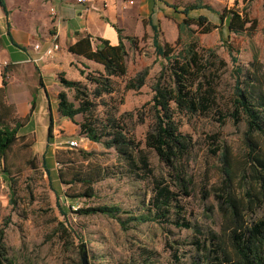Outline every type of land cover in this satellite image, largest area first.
<instances>
[{"label": "rangeland", "instance_id": "1", "mask_svg": "<svg viewBox=\"0 0 264 264\" xmlns=\"http://www.w3.org/2000/svg\"><path fill=\"white\" fill-rule=\"evenodd\" d=\"M223 6L219 8L226 13L242 5L237 6V1L232 0L230 9ZM234 11L249 20L255 19V24L248 27V22L247 29L237 33L226 28L201 33L196 25L181 30L182 41L197 39V48L205 66L208 65L203 82L213 84L215 100L206 113L176 111L174 114L180 131L191 135L194 141L184 170L189 182L186 187L174 182L168 166L144 142L153 115L152 86L158 79L166 78L168 65L152 45L153 30L141 27L134 30L132 26L131 30L123 31V36L130 38L129 42L125 40L126 73L111 77L109 93L94 97L95 84L79 76L77 70L84 68L91 76H99L103 73L102 65L74 57L72 65L77 71L65 66V76L78 78L82 84L80 90L89 92L94 116L87 120L95 118L98 123L114 116L139 142L150 171L132 175L113 148H105L79 134L77 123L84 118L81 113L73 121L68 120L67 125L74 128V133L70 135L62 128L57 129L52 140L55 144L43 153L49 116L45 121L39 120L37 111L29 126L18 129L19 137L5 161L0 160V228L4 227L3 240L15 264H80L82 243L88 264H192L196 260H214L218 244L228 246V230L215 194L226 184L236 196L245 197L247 190L254 193L257 185L245 136L251 137L264 152L263 138L256 132H247L245 114L235 113L233 105L236 82L242 88L264 94V18L258 15V10ZM177 34L159 31V42H168L176 52L180 48L175 46ZM232 56L236 57L235 62ZM6 65L0 60V68ZM195 73L201 74L198 69ZM140 77H143L141 86L129 87ZM45 81L48 93L55 92V81L47 75ZM64 90L67 99L78 105L75 90ZM25 96L23 92L16 94L17 103ZM41 101L45 105L44 93ZM0 112H4L1 107ZM20 117L26 122L24 116ZM14 120L6 121L12 125ZM68 139H76L78 147H68ZM54 146L58 147L53 149ZM82 147L91 153L87 159L79 152ZM43 156L48 172L42 165ZM97 166L103 169L104 176L93 183V196H67L82 191L83 186L77 182L62 183L58 170L62 168L65 178L69 179L72 169ZM158 184L170 191L168 207H157ZM260 200L252 198V211L246 213L248 220L262 214L264 197ZM102 204L117 205L124 212L112 217L102 213L81 215L74 211L78 207ZM130 216L148 219L139 221ZM175 222H187L189 227Z\"/></svg>", "mask_w": 264, "mask_h": 264}, {"label": "trees", "instance_id": "2", "mask_svg": "<svg viewBox=\"0 0 264 264\" xmlns=\"http://www.w3.org/2000/svg\"><path fill=\"white\" fill-rule=\"evenodd\" d=\"M0 5L4 12H7L4 0H0ZM228 14L230 15L228 23L230 32L237 33L247 29L248 22H250L248 27L255 24V19L249 20L237 11H228ZM220 17H224V15L220 14ZM191 24H195L201 33L209 32L211 29V24L203 16L196 20L184 19L183 24L179 26L175 40V46H180L176 52L174 46L168 42H159V31L153 29L152 45L156 53L167 60L168 65L167 68L165 67L166 78L163 80L158 79L152 86L153 94L150 103L153 115L144 138L146 147L154 150L159 159L168 166L174 182L180 187H186L189 184L184 177V170L190 158L194 141L191 135L180 131L174 114L176 111L190 114L206 113L215 103L213 84L204 85L203 82L206 81L205 73L208 65L205 66L203 57L197 48V39L191 37L188 41L181 40V30L191 27ZM117 32L119 38L115 44L101 37L96 38L95 43L92 36L84 35L67 47L68 52L74 57H83L85 60L102 65L103 73L99 76H91L85 72L84 68L78 67L77 69L80 76L95 84L92 91L94 97L99 96L101 93L111 92V77L126 73L127 50L125 40L129 42L130 38L129 36H122L120 29H117ZM231 49L229 50L230 53ZM232 60L235 62L236 57L232 56ZM83 67H86V65H83ZM197 69L201 73L199 76L195 73ZM5 72H7V68H4L2 74L4 86L6 84ZM203 77L204 79H202ZM58 78L64 88L75 90V97L78 101V105L73 101H69L65 90H60L56 95L59 116L67 117L73 121L74 116L81 113L84 118L77 123L79 134L84 135L91 142L101 143L105 148H113L117 156L127 164L128 172L132 175H140L142 170L150 171L147 156L140 148L139 142L135 140L132 133H128L116 121L117 119L114 116H108L105 121L100 120L98 123L95 118L92 121L87 120L89 116H94V110L92 102L88 98L89 92L79 88L82 85L80 80L68 79L63 72L59 73ZM142 84L143 77H140L135 83L129 84V87L138 88ZM234 94V111L235 113L242 111L245 114L247 132H256L264 140V94L257 90H251V88H242L237 82L234 86ZM5 98V89L2 86L0 87V107L4 110L3 113L0 112V160L2 162L5 161L7 152L19 137L17 134L18 129L27 123L30 113L35 108L36 101L35 95H33L30 111L24 116L26 122H23L20 119L21 117L15 114L13 104H8ZM233 115L235 114L233 113ZM11 118L15 119L12 125L6 121ZM52 128L53 120L49 113L48 140L52 137ZM245 141L248 149V160L254 168L252 176H254L257 189L254 193L247 190L244 193L245 197H240L231 191L228 184L220 188L221 192L215 195L218 199V208L223 216L225 227L228 230V246L218 244L214 260L207 258L202 261L196 260L192 264H264V205L263 212L259 217L250 220L246 218L247 211H252V206H250L252 198L261 201V197H264V152L259 150V146L251 137L245 136ZM79 152L86 159L91 155L83 147ZM68 161L71 162L72 160L68 159ZM42 165L45 171L48 172L44 156L42 157ZM71 171V176L68 179L65 178L63 169L60 168L57 172L59 180L64 184L80 183L83 190L75 195L67 194V196L92 197L94 194L93 183L103 178V169L97 166L93 169L75 168ZM156 186L157 207H168L170 198L168 187L160 184ZM74 211L81 215L102 213L112 217H118L120 212H124L117 205L106 204L78 207ZM161 215L164 216V212ZM130 219L144 221L148 218L130 216ZM175 223L178 224V222ZM178 225L189 227L187 222ZM3 234L4 227H1L0 264H15L9 256Z\"/></svg>", "mask_w": 264, "mask_h": 264}, {"label": "crops", "instance_id": "3", "mask_svg": "<svg viewBox=\"0 0 264 264\" xmlns=\"http://www.w3.org/2000/svg\"><path fill=\"white\" fill-rule=\"evenodd\" d=\"M236 1L237 6H242L232 10H258V15L264 18L263 0ZM231 2L232 0H4L7 12L0 5V60L7 65L0 68V87L5 89L6 102L13 104L17 116H25L30 111L32 96L35 95V108L24 126H29L37 111L39 120L43 121L51 114L52 137L46 139L45 153L51 144H55L52 140L57 129L62 128L70 135L74 133V128L67 125L71 119L59 116L56 98L57 93L64 89L57 73L63 72L65 76V66L75 69L72 65L74 56L68 52V45L84 35L92 36L95 43L96 38L101 37L115 44L119 38L117 29H120L123 36V31L131 30L132 26L134 30L141 27L169 33L178 32L184 19L196 20L202 16L211 24L210 30H229L230 15L228 11L222 13L219 6L227 5L229 8ZM52 8L54 12L51 11ZM220 14L224 17H220ZM52 41L57 42L59 48L49 56L33 47L38 43L43 48ZM4 68H7L5 86L2 78ZM45 74L55 81V92L48 93ZM22 92L26 96L18 104L16 94ZM42 93L45 95V105L41 101ZM11 94L15 97L11 98ZM55 147L58 146L53 149Z\"/></svg>", "mask_w": 264, "mask_h": 264}, {"label": "built area", "instance_id": "4", "mask_svg": "<svg viewBox=\"0 0 264 264\" xmlns=\"http://www.w3.org/2000/svg\"><path fill=\"white\" fill-rule=\"evenodd\" d=\"M77 1H82V0H77ZM51 11L54 12L53 8L51 9ZM33 47L36 50H40L43 55H48V56L52 55L53 52L59 48L57 42L55 41H52L50 45L43 47V48L38 43H35ZM67 144H68V147H71V148L78 147V142L76 139H68Z\"/></svg>", "mask_w": 264, "mask_h": 264}, {"label": "water", "instance_id": "5", "mask_svg": "<svg viewBox=\"0 0 264 264\" xmlns=\"http://www.w3.org/2000/svg\"><path fill=\"white\" fill-rule=\"evenodd\" d=\"M79 251H80V263L88 264V255L84 243L79 245Z\"/></svg>", "mask_w": 264, "mask_h": 264}]
</instances>
